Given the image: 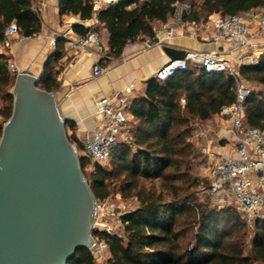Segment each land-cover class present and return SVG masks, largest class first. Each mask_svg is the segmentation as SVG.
I'll list each match as a JSON object with an SVG mask.
<instances>
[{
  "label": "trees",
  "instance_id": "16d2710c",
  "mask_svg": "<svg viewBox=\"0 0 264 264\" xmlns=\"http://www.w3.org/2000/svg\"><path fill=\"white\" fill-rule=\"evenodd\" d=\"M187 1L190 10L181 14L184 24L201 25L213 14L227 17L264 8V0L120 2L98 17L109 35L110 56L121 57L129 40L141 43L152 38L159 25L174 18L178 4ZM59 13L81 15L87 21L93 0H59ZM12 23L27 38L39 34L37 0H0V41ZM75 30L81 35L88 32L81 26ZM60 57L57 46L52 60L58 62ZM8 59L6 54L0 56V95L9 102L3 112L6 122L12 116L10 91L17 78L9 73ZM239 78L255 85L247 100L245 123L264 131V56L258 65L240 67ZM38 87L48 92L59 88L54 68L47 70ZM236 98V79L231 74L190 65L165 81L152 78L145 96L130 103L133 120L128 140L113 153L111 169L98 165L90 174L89 185L98 202L120 195L123 201L137 204L122 218L121 233L107 238L112 264H264V221L254 223L247 249L250 229L236 209L219 211L198 204L192 194L200 184L191 177L193 162L203 155L194 142L197 127L220 115ZM2 132L0 125V140ZM88 159L81 157L82 170ZM70 264H96V257L84 249Z\"/></svg>",
  "mask_w": 264,
  "mask_h": 264
},
{
  "label": "built area",
  "instance_id": "2783aa9c",
  "mask_svg": "<svg viewBox=\"0 0 264 264\" xmlns=\"http://www.w3.org/2000/svg\"><path fill=\"white\" fill-rule=\"evenodd\" d=\"M133 1L136 0H93L91 19L95 27L100 25L98 17L103 10L120 2ZM138 1L141 4L150 0ZM209 28L213 32L205 35V30ZM179 33L203 41L233 43L234 51L239 53L237 61L219 53H187L184 60L171 61L161 67L155 77L165 81L178 72L186 70L190 65L201 67L209 73H229L235 77L236 101L223 108L221 115L233 125L236 146L231 153L218 154L214 161L202 169V176L210 184L209 194L213 208L220 211L234 207L252 230L256 221H264V193L261 192L264 189V131L245 123L246 104L252 89L239 78V67L258 65L261 57L264 56V8L244 15L227 17L213 14L201 25L168 22L159 25L155 29L154 36L141 43L144 50L164 49ZM60 38L67 42L69 49L77 56L88 55L95 49L101 59L105 60L109 57V49L97 29L74 38L64 33ZM27 39L20 34L15 23L10 24L0 41V56L7 54L15 42H25ZM56 42L57 39H53L52 45L55 46ZM134 44L129 40L126 47H132ZM7 64L11 75L18 76L22 73L12 59L9 58ZM107 71V68L96 64L93 74L99 77ZM129 105L128 99L119 93L113 98H102L97 102V112L101 116V121L92 136L84 142L85 154L94 166L108 163L120 143L128 140L131 115ZM194 137L200 140L203 133H196ZM213 145L214 141H207L201 147L203 154L212 155ZM129 211L128 205L120 195L111 196L97 203L93 234L97 247L94 253L96 264H112L109 261L107 238L116 237L121 233L122 218Z\"/></svg>",
  "mask_w": 264,
  "mask_h": 264
},
{
  "label": "water",
  "instance_id": "95a60500",
  "mask_svg": "<svg viewBox=\"0 0 264 264\" xmlns=\"http://www.w3.org/2000/svg\"><path fill=\"white\" fill-rule=\"evenodd\" d=\"M172 62L187 54L171 48ZM22 72L0 140V264H70L96 251L97 199L55 93Z\"/></svg>",
  "mask_w": 264,
  "mask_h": 264
},
{
  "label": "crops",
  "instance_id": "0c3cea01",
  "mask_svg": "<svg viewBox=\"0 0 264 264\" xmlns=\"http://www.w3.org/2000/svg\"><path fill=\"white\" fill-rule=\"evenodd\" d=\"M37 9L42 20L41 32L25 42H15L6 55L17 64L21 72L32 74L39 80L49 68H54L59 88L53 93L66 121L68 136L76 146L80 145L84 149V142L92 136L101 121L97 102L102 98H113L117 93L125 96L129 104L136 98L144 97L147 82L155 77L161 67L170 63L171 59L165 53V48L144 50L142 43L125 47L121 57L117 59L108 54L109 57L103 60L95 49L88 55L77 56L60 36L64 33H68L72 38L81 35L75 30L76 26L88 30L87 33L98 28L109 49V35L102 25L95 27L93 19L87 18V21H83L86 17L81 15L60 16L59 0H37ZM212 32L209 28L205 30V35ZM53 39H57L55 46L52 45ZM57 46L61 57L55 62L52 59ZM234 47L233 43L203 41L179 33L175 39L168 42L166 48L184 51L186 54L219 53L237 61L239 53L234 51ZM96 64L102 65L108 71L95 77L93 69ZM246 83L251 89H255L250 83ZM258 90H262V87H258ZM132 120L131 114L130 123ZM196 133H203L200 140L194 137V142L199 147L209 140L214 141L211 147L212 155H204L209 163L214 161L218 154L231 153L236 146L233 125L221 114L198 125ZM261 192L264 193V189Z\"/></svg>",
  "mask_w": 264,
  "mask_h": 264
},
{
  "label": "rangeland",
  "instance_id": "374dc122",
  "mask_svg": "<svg viewBox=\"0 0 264 264\" xmlns=\"http://www.w3.org/2000/svg\"><path fill=\"white\" fill-rule=\"evenodd\" d=\"M190 10V3L187 1L185 4H178L177 7V12L176 15L174 16L173 19L170 20V22H177V23H181V14L183 11H189ZM100 31V30H99ZM101 33V32H100ZM102 35V34H101ZM251 86H255L254 84H250ZM13 89H11V93H12ZM9 106V102L5 100V98L3 96L0 95V125L4 126L6 123L5 118L3 117V112L4 110ZM74 144V143H73ZM196 144V143H195ZM197 145V144H196ZM76 146V145H75ZM80 148V145H77ZM79 155L81 157H85V151L82 149H79ZM209 161H207V159L205 158L204 154L201 157H198L194 160L193 162V166H192V170H191V177L195 180H197L198 182H200V184L198 185V187L192 189V194L194 196V200L197 201L198 204H208L211 208L213 206V201L212 198L210 197V192H209V187L210 184L208 183V181L202 176V169L204 167H206L208 165ZM111 165L112 162L108 161V163H106L105 165H103L102 167L105 168H109L111 169ZM96 166L93 165L91 160H87V164L83 169V173L88 181V183L90 184V174L92 173V171L95 169ZM116 196V195H115ZM193 201V200H192ZM195 203V202H194ZM126 204L128 205L129 209H133L134 207H136V202L133 200H129L126 201ZM223 228L225 229H229L227 227V225H223ZM251 229L249 230V234L248 237L246 238L247 240V249H249V244L251 241ZM97 263V262H96Z\"/></svg>",
  "mask_w": 264,
  "mask_h": 264
}]
</instances>
